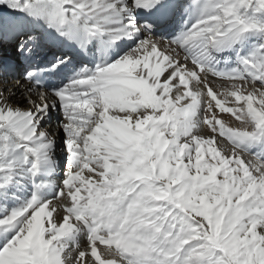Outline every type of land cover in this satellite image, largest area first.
Masks as SVG:
<instances>
[{
  "label": "snow or ice",
  "instance_id": "obj_1",
  "mask_svg": "<svg viewBox=\"0 0 264 264\" xmlns=\"http://www.w3.org/2000/svg\"><path fill=\"white\" fill-rule=\"evenodd\" d=\"M5 15L0 264H264V0Z\"/></svg>",
  "mask_w": 264,
  "mask_h": 264
},
{
  "label": "bare ground",
  "instance_id": "obj_2",
  "mask_svg": "<svg viewBox=\"0 0 264 264\" xmlns=\"http://www.w3.org/2000/svg\"><path fill=\"white\" fill-rule=\"evenodd\" d=\"M5 16H6V15H5ZM6 21H7V20L4 19L3 21H0V24H4V25L6 26V25H7V24H6ZM5 53L8 54V55L11 54L10 50H8V49L5 50Z\"/></svg>",
  "mask_w": 264,
  "mask_h": 264
},
{
  "label": "rangeland",
  "instance_id": "obj_3",
  "mask_svg": "<svg viewBox=\"0 0 264 264\" xmlns=\"http://www.w3.org/2000/svg\"><path fill=\"white\" fill-rule=\"evenodd\" d=\"M4 19L8 20V17H7V15L4 17ZM6 24H7V21H6Z\"/></svg>",
  "mask_w": 264,
  "mask_h": 264
}]
</instances>
